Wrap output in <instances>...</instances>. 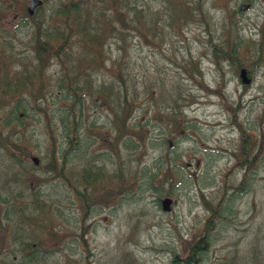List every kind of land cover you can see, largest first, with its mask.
Returning a JSON list of instances; mask_svg holds the SVG:
<instances>
[{"label": "rangeland", "instance_id": "1", "mask_svg": "<svg viewBox=\"0 0 264 264\" xmlns=\"http://www.w3.org/2000/svg\"><path fill=\"white\" fill-rule=\"evenodd\" d=\"M64 1L43 0L33 21L24 14L28 0H0L1 75L32 70V35L39 22L51 44L70 33L67 57L50 58L47 80L8 93L0 109L1 136L28 153L18 156L20 163L0 146V264H172L205 229L212 216L206 204L220 203L230 209L213 219L212 242L199 264H264V166L245 172L234 159L241 137L237 123L264 128V66L246 68L251 75L245 85L238 69L214 60L209 41L231 40L234 33L256 39L264 0H189L201 3L203 13L182 23L167 20L168 0H117L122 10L143 9L137 17L142 36L115 23L111 0H84L83 13L73 15ZM243 3L248 6L240 10ZM178 4L169 0L168 9ZM95 26L106 33L120 29L125 37L107 39L100 70L88 68L80 40L83 31L95 33ZM116 44L124 48L117 50ZM72 64L80 70L88 66L80 76L81 104L75 111L79 140L65 158L58 156L62 172L56 175L41 166L49 157L51 134L59 150L68 147L60 115L66 94L55 84ZM119 72L128 97L136 98L125 131L136 136L135 146L130 136L125 143L116 138ZM37 87L43 89L47 118L30 109L32 118L5 123L17 99H31ZM98 167L106 176L82 182L83 168ZM143 169L157 174L151 187ZM241 181L248 191L225 202ZM85 186L90 193L98 187L95 198L76 194ZM163 197L172 200L170 211L161 209ZM31 251L36 258L29 260Z\"/></svg>", "mask_w": 264, "mask_h": 264}, {"label": "trees", "instance_id": "2", "mask_svg": "<svg viewBox=\"0 0 264 264\" xmlns=\"http://www.w3.org/2000/svg\"><path fill=\"white\" fill-rule=\"evenodd\" d=\"M116 2L117 0H112V4L115 9V23L117 25L120 24L121 26L131 28L136 33L138 32V34L142 36L143 34L141 30L137 26L140 24V21L137 17L139 13H142L143 9H138L136 5H129L127 6V10H122L120 5ZM167 10H170V16L167 20L174 21L177 23L187 22L191 19V17L192 21H194L195 14L203 13L201 3L196 1L190 4L189 0H179L178 7H176L175 9L172 7L171 9ZM25 14L27 13L25 12ZM128 14L132 15L131 18H128ZM102 21L107 25L112 24L111 26L117 27L111 19H106ZM40 27L41 23L39 22L38 27L35 28L36 30H34L32 35V51L33 56L36 60V63L34 64L32 70L22 71L21 73H19V75H13L11 77H9L7 73H4L2 75L0 74V109L7 102V98L5 97L6 95H8V93L15 95L27 90L28 86L31 85L32 80H37L38 83H41L43 80H47L45 71L50 65L49 62L51 61L50 58L52 56L60 59V55H66V53L64 52L65 44L68 41L70 33L67 34L64 38H62V41H60L59 43L51 44V42L46 37V34H43L41 32L42 27ZM94 28V30H96L95 33L83 31L80 35V40L83 46V53L85 55V60L88 61L89 67L86 66L84 67V69L82 68V70H80V66L72 64L70 66L71 70L66 72V74H62V76L58 78V82H56L55 84L56 87L62 93L66 94V97H63L62 100L67 102V108H64L60 115L64 119V128L67 136L68 147L66 148L65 146V148L59 150V147H57L58 143L55 140L56 137L54 134H51L50 149L48 153L49 157L45 165H42L41 167H43L46 171L54 173L56 175H60L62 172V169H58L56 166L57 160L59 158L58 156L62 154L65 158L68 149H74L77 146L79 140L77 136L79 120L75 114V111L77 108L80 109L81 104L80 92L83 89V85L80 82V76L86 71L87 67L95 70H100V68L103 69L105 67L104 53L106 51V45L109 39H113L114 41H117L119 39H125L120 29L118 30L110 27L112 31L106 33L104 31L105 27L95 26ZM233 36L234 38H232L231 40H225L223 42L219 41L220 36H216L214 39L210 38L209 41L211 43L212 49L211 54L216 62H219V59L220 61H226L228 65H233V67L238 70L240 67H245L249 69V67L255 68L264 66V17L258 26L256 39H245L242 36H238L236 33H234ZM242 43H246L248 46H245L244 49H241L240 45ZM8 44L11 45V43ZM116 45L117 50L124 48H121L119 44ZM247 73L249 76L251 75L250 71H247ZM120 74L121 73L119 72L117 77L118 83L116 87V93H118L117 97L120 100L115 113V122L117 123L118 127L116 132V138L120 139L125 143L129 140L125 139L124 137L130 136L132 137L128 138L130 139V146H135L136 143L134 141V138L136 136H134V134L128 135V133L125 131L129 128L127 116L130 112L128 110L131 111L132 109L131 112H134L133 107L136 98L134 96H132V98L128 97L127 89L125 87V81ZM87 85L90 84L88 83L86 84V86ZM36 90L37 91H35V94H33V92L29 93L31 99H28L29 97H20L19 99H17L15 104L12 106L11 114L3 118L5 123H7L9 120L22 119V117L32 118V114H30L29 111L30 109H34V114L41 112L47 118V112L44 106V102L46 99L43 98L44 96L41 92L43 91V89L41 87H37ZM51 91L52 88L50 92ZM31 101L32 104L30 105ZM148 103H150L149 100ZM20 109L22 113H18ZM12 113L16 117L15 119H12ZM71 124H73L72 129L70 128ZM237 124L240 130L241 137L238 151L234 154V159L236 160L237 165L242 167L245 172L254 173V171L256 172L260 166H264V128H260L258 131H256L255 129H253V127L243 126L239 123ZM66 128H68V131L71 129L72 133L70 136L67 134L68 131ZM8 139V137L4 139L0 134L1 148H4L7 153H9V155L15 158L16 161L22 163L23 160H18L17 158H19L18 156H26V154L28 155L27 151L24 149V147H20L17 146L15 143L8 142ZM139 139L142 140V138ZM7 143L10 144L9 147L5 146V144ZM65 161L66 160L63 159V162ZM141 173L143 175H148V177H146V182H149L151 187V183L154 177L157 176V174L153 173L150 175V172L144 171V169L141 170ZM80 175L81 177H83L82 182H85L86 185H88L90 182V180H87L86 177H94V181H97L98 178L106 176L104 175L103 169L100 167H98L95 171H92L90 168H83L81 170ZM134 177H136V175ZM135 181L136 178L133 180V182L135 183ZM248 187L249 184H246V181H241L235 187L234 191H231L230 194L226 196L225 202H232L237 194L247 192ZM87 188L88 186L84 187V193L82 191H79L78 189H75V192L80 197H84V195L86 194L87 196L90 195L89 199L95 198L97 195L96 190L98 189V187H95L91 193L89 192V190H87ZM206 205L211 209L210 213L212 216L208 220V222H206L205 229L202 233L199 234L197 239L193 240L192 243L188 246V248H186V254L184 256L180 257L178 256V254L174 255V259H172V264H199L203 260L202 255L208 250L212 242L211 235H209V229L213 223V219L223 216L224 212H227L230 209V205L228 203H220L218 205L216 204L217 206L215 205L214 207H211L209 204ZM88 208L89 205L88 207H86L87 213L89 212ZM30 254L31 255L27 256L26 258H29V260L36 258L34 257V252L32 253L31 251Z\"/></svg>", "mask_w": 264, "mask_h": 264}, {"label": "flooded vegetation", "instance_id": "3", "mask_svg": "<svg viewBox=\"0 0 264 264\" xmlns=\"http://www.w3.org/2000/svg\"><path fill=\"white\" fill-rule=\"evenodd\" d=\"M64 1V0H63ZM67 1V2H65ZM64 1V5H65V9L67 10L66 13L69 14V13H72V15L74 13H79L80 11H82L83 13V4L87 1H84V0H65ZM99 1V0H97ZM42 3H43V0H42ZM41 4L39 5H36L35 7H33L31 10L29 8L28 9V13L33 16L32 18L35 17V11L36 9H38L39 7H41ZM71 11V12H70Z\"/></svg>", "mask_w": 264, "mask_h": 264}, {"label": "water", "instance_id": "4", "mask_svg": "<svg viewBox=\"0 0 264 264\" xmlns=\"http://www.w3.org/2000/svg\"><path fill=\"white\" fill-rule=\"evenodd\" d=\"M30 5H29V9L31 10L34 6L38 5L41 3L40 0H29ZM247 4H242L241 9L246 8ZM240 77L242 78V81L244 83H248L249 79L246 77V70L244 68L240 69ZM32 160L34 162H37V158L36 157H32ZM170 203H171V199L168 197H165L161 200V206L162 209L164 211H168L170 209Z\"/></svg>", "mask_w": 264, "mask_h": 264}]
</instances>
